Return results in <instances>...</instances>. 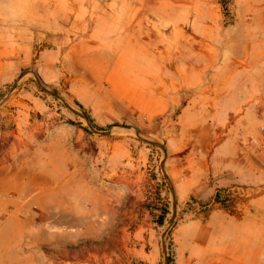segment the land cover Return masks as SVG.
<instances>
[{"label":"rangeland","instance_id":"obj_1","mask_svg":"<svg viewBox=\"0 0 264 264\" xmlns=\"http://www.w3.org/2000/svg\"><path fill=\"white\" fill-rule=\"evenodd\" d=\"M152 34L169 56L129 42ZM262 60L264 0H0V173L14 159L20 175L0 192V264H154L157 239L155 264L175 263L187 207L165 177L166 123L241 94ZM263 193L217 201L246 222L233 202ZM239 235L245 264H264V233Z\"/></svg>","mask_w":264,"mask_h":264},{"label":"crops","instance_id":"obj_2","mask_svg":"<svg viewBox=\"0 0 264 264\" xmlns=\"http://www.w3.org/2000/svg\"><path fill=\"white\" fill-rule=\"evenodd\" d=\"M251 64L257 65L256 80L241 94L232 87L218 89L210 94L211 108L203 110L191 105L196 101L191 99L175 120L166 123L165 177L174 189L177 207H187L172 231L175 264H245L240 229L250 224L256 236L264 233V193L233 202L235 208L244 210L246 222L217 201L220 192L244 195L264 182V133L255 115V105L264 100V61ZM172 98L169 102L180 99ZM252 142L260 149L251 147ZM16 162L10 160L11 170L0 173V192L18 188L15 180L20 175L13 171ZM35 189L37 185L31 188ZM46 189L58 188L50 183ZM254 252L261 255L260 250ZM160 255L158 239L153 240L145 257L155 264Z\"/></svg>","mask_w":264,"mask_h":264},{"label":"bare ground","instance_id":"obj_3","mask_svg":"<svg viewBox=\"0 0 264 264\" xmlns=\"http://www.w3.org/2000/svg\"><path fill=\"white\" fill-rule=\"evenodd\" d=\"M71 14V13H70ZM85 20V19H84ZM81 25V24H80ZM94 27V26H93ZM83 28V26H82ZM122 38V36H121ZM138 39H142L143 41H146L149 44H152V46L154 47V50L156 53L158 54H162L164 56H169V50L167 49V47L170 45L169 42H165V46L164 48L160 51L159 48H157V44L159 43V39L154 37L153 34L152 36H147V35H138V36H134V37H130L129 38V42H131L130 44L136 42ZM171 42V41H170ZM40 258V256H39ZM44 258V257H43ZM41 260V259H40ZM44 262V261H43ZM41 263V262H40ZM42 264V263H41Z\"/></svg>","mask_w":264,"mask_h":264},{"label":"built area","instance_id":"obj_4","mask_svg":"<svg viewBox=\"0 0 264 264\" xmlns=\"http://www.w3.org/2000/svg\"><path fill=\"white\" fill-rule=\"evenodd\" d=\"M255 115L259 121V130L264 133V100L255 105ZM252 147L256 150L260 149V146L256 142L252 143Z\"/></svg>","mask_w":264,"mask_h":264},{"label":"trees","instance_id":"obj_5","mask_svg":"<svg viewBox=\"0 0 264 264\" xmlns=\"http://www.w3.org/2000/svg\"><path fill=\"white\" fill-rule=\"evenodd\" d=\"M163 215L161 216L160 220H159V223L163 224ZM169 264H175L171 258H169Z\"/></svg>","mask_w":264,"mask_h":264}]
</instances>
